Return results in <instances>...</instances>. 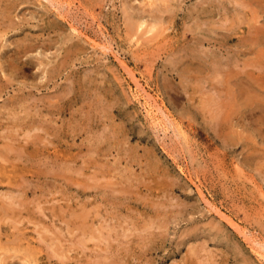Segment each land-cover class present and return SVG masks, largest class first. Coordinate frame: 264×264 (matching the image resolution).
<instances>
[{
  "label": "rangeland",
  "instance_id": "obj_1",
  "mask_svg": "<svg viewBox=\"0 0 264 264\" xmlns=\"http://www.w3.org/2000/svg\"><path fill=\"white\" fill-rule=\"evenodd\" d=\"M261 33L262 0H0V264H264Z\"/></svg>",
  "mask_w": 264,
  "mask_h": 264
},
{
  "label": "bare ground",
  "instance_id": "obj_2",
  "mask_svg": "<svg viewBox=\"0 0 264 264\" xmlns=\"http://www.w3.org/2000/svg\"><path fill=\"white\" fill-rule=\"evenodd\" d=\"M149 1H151V0H149ZM262 1H264V0H262ZM262 3H263V2H262ZM261 5H262V4H261ZM261 5H260V6H261ZM257 6H258V5H257ZM262 6H263V5H262ZM140 23H141V22H140ZM142 24H144V23L142 22V23L140 24V27L142 26ZM261 32H262V31H261ZM259 34H260V33H258V35H259ZM261 35H263V34L261 33ZM263 36H264V35H263ZM254 37H255V36H254ZM256 37H257V35H256ZM261 37H262V36H261ZM263 38H264V37H262V39H263ZM252 39H253V37H252ZM254 40H255V38H254ZM260 40H261V39H260ZM255 41H256V40H255ZM261 41H262V40H261ZM263 42H264V41H263ZM247 43H248V42H247ZM258 43H260L259 40H258ZM256 44H257V42H256ZM254 45H255V44H254ZM247 47H248V46H247ZM245 48H246V47H245ZM248 49H249V48H248ZM248 49L246 48V50H248ZM124 67H125V65H124ZM13 199H14V197H13ZM13 199H12V200H13ZM8 201H9V200H8ZM9 202H10V201H9ZM13 202H14V201H13ZM11 203H12V202H10V205H11ZM6 204H7V203H6ZM8 204H9V203H8ZM13 205H15V204L13 203ZM21 205H22V204H21ZM7 206H8V205H7ZM3 208H4V207H3ZM8 209H9V207H8ZM3 211H4V210H3ZM3 213H4V212H3ZM89 213H90V212H89ZM7 214H8V213H7ZM54 214H55V213H54ZM81 218H82V217H81ZM91 228H92V227H91ZM82 230H85V229H82ZM87 230H89V228H88ZM87 230H86V231H87ZM45 233H46V232H45ZM85 234H86V233H85ZM91 235H92V234H91ZM83 237H84V236H83ZM85 237H86V236H85ZM91 237L93 238L94 236L92 235ZM11 243H12V242H11ZM46 244H47V243H46ZM1 245H2V244H1ZM54 245H55L54 242H52V243L49 245V247L52 248V247H54ZM53 249H54V248H53ZM57 249H58V248H57ZM57 251H58V250H57ZM54 253H55V252H54ZM28 254H29V253H28ZM26 255H27V254H26ZM58 256H60V257H64L62 253H61V255L58 254ZM27 257H28V256H27ZM54 257H55V256H54ZM29 263H30V262H29Z\"/></svg>",
  "mask_w": 264,
  "mask_h": 264
}]
</instances>
